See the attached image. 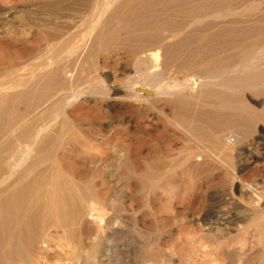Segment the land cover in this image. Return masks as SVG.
<instances>
[{"label":"bare ground","instance_id":"6f19581e","mask_svg":"<svg viewBox=\"0 0 264 264\" xmlns=\"http://www.w3.org/2000/svg\"><path fill=\"white\" fill-rule=\"evenodd\" d=\"M60 1L62 2V0ZM63 1L64 2L63 3L60 2L59 4L61 5L57 7V9H55L56 12L53 14L54 16L52 17V19H49V17H47L49 19V21H47L44 20L45 18L41 17V19L43 18V21H47L45 25L48 24V22H50V20L52 21L53 19L55 22L58 21L54 24L55 26L54 29L56 30V33L58 35L62 34L60 22L68 23V26L69 24L71 26V22H78V24L72 23V26L75 24H76L75 26L78 25L81 27L82 25L85 26L83 27L84 30L82 31L80 30L82 28L76 29L74 26L73 29L74 32H72L71 35H74V33L76 35V32L77 33L82 32V34L79 33L80 36L79 34H77L78 35L77 37H79L80 39L78 41L75 40L76 43H74L72 40L67 41L68 38L66 37H68V35L70 34L69 32H67L65 33L67 35L63 34L66 38L65 40L62 39L64 36L61 35L62 37H60L59 35L61 40L66 41L65 44L64 43L62 44L63 45L62 48L59 47L57 49L55 44L54 46H52V47H56V50L53 49L55 52L54 51L52 52L54 53V55L52 54L53 57L50 63L51 67L49 68V71L41 73L39 75V80L41 81V85L35 87L36 86L35 83V86L33 88L34 90L36 89L34 93L35 96L37 97L36 99L37 106L38 105L40 106L42 103H44L46 99L51 95L54 101L51 102V105L53 103L54 108L52 107L53 110L51 116L49 115L50 111L48 112L47 110L48 112L47 115L50 116V118L46 123L41 124L34 133H29L30 132L29 130H28L29 132H26L27 130L24 131L30 137V139L28 140L29 141L28 146H24L22 144L24 146L23 147L21 146L20 143L14 145L15 143L13 144V142L10 140V136L13 133L17 134L16 131L20 130L25 126V124L28 123V117H30L29 113L31 111V110L29 111L28 109L29 111L28 113L26 109L24 115L26 113L29 114V116L26 115L27 119L25 117H24L25 119H23L21 117V112L23 113V111L25 110L19 112L21 110L20 108H19L20 110L16 108V106H15L16 109H14V106L12 108L10 97L17 99V97L18 96L20 97L21 94L23 98L26 97L28 93L23 90L8 93L3 91V89H0V264H31L33 259L39 256L40 244L44 241V238L45 237L53 238L55 236L53 234L52 235L50 234L49 232L50 229H52V231L54 229L59 230L62 233L61 235H63L62 237L64 239H67L71 243H75L77 242L76 240H74L76 238L75 237L74 239L72 238L75 233V229L81 228L83 225L87 224V222L88 223L90 222L91 224L95 225V229L91 226L90 227L96 230L97 237L100 238L101 241L99 240V242H97L95 238L96 242H93L89 251L86 252L84 264H96L97 255L100 257L99 264H123L126 262H122L123 256H121V254H124L126 252L134 253L136 249L139 247V245H136L137 243L136 244L133 243V245H131V243H129L128 241L122 243L117 242L118 239L117 237H120L122 235V232L120 231L121 230L120 226L116 222L117 221H119L118 223L121 222L123 218L120 217L122 216V212L121 210L118 209L117 205L110 203L109 200L105 198L106 196L103 197L105 193L101 197L100 195L101 191L97 189L98 186L95 185L96 189L93 188L92 186L93 184L90 181V177L88 176V178H86L89 171L87 174H85V176H83L84 175L83 173L81 174L82 177L78 176L77 179L75 178L76 179L75 180L73 179L72 176L70 179L67 178L68 174L66 175V173L63 172L61 166L60 165L55 166V164L57 163L54 164L52 163L51 160H49L51 163L48 164L49 165L51 164V166H49L48 164H44V161L45 160L47 161V159H51L50 157L52 156L50 150H48L46 145H51V146L53 145L52 147L58 148L61 145H64L63 144L65 143L64 141L66 140L68 141L69 138L73 140L74 143L77 142L78 144H80V146H83L82 144H85L83 142L85 140H82L81 137V135H86V131L84 130V128L78 127L76 133L74 134L69 133L70 130H68L67 128L68 127L67 122L69 119H67L66 117L68 116L65 115V111L68 108V106L83 96L85 97L88 96L90 100L96 98H102L105 102V107L107 111L110 113V115L108 114L110 118H112L113 116H117V117L120 116V118L126 117V120L125 119L124 120L126 121L127 124H129L134 128H138V127L142 128L143 131L145 130L146 132L148 129L153 128L156 114H159V116L164 115L169 126H172L176 130H178V132H180L178 134H181V136L180 135L179 136L182 137V138L179 137L182 140V146L181 148L178 146L179 147L178 149L184 153V154L179 153L180 155L183 154V156L175 159L171 155L173 152L172 153L169 152L171 153L170 154L171 156L169 155L171 158L170 157H169L170 159L168 158L169 160L179 159L180 161L177 162L179 166L180 164H182L183 166L184 163L186 164L187 162L190 161L192 163L193 160L195 159L198 160L197 157L199 156L203 157L205 154L208 160H209L208 158L209 156H211V158L212 157L222 158L224 161L229 160V157L231 159L232 156V150L230 149L231 146L230 143L226 141L229 135L227 138L225 136L232 129L236 130L233 142L243 143L244 147L246 148L248 146H251L254 142L257 143L258 139L264 141L263 138L260 137L250 138V136L254 134L253 133L254 131L252 130H255L253 127L256 124L259 125V123H261V125L264 126V102L260 104V107L259 104H257L259 108L258 107L254 108L255 106L254 107L253 105L251 106V104H249V102L245 100L243 95V92L245 90L248 91L251 90L254 92L253 94L257 92L258 95L257 94L256 95L259 97L260 95L262 96L264 95V42H263L264 38L262 39L264 34L262 31L258 30L259 29L258 23H260L264 18V7L260 5L259 0H66V1L63 0ZM233 1L244 2L245 6L238 10H232L230 8V4ZM53 3L54 5L51 4L48 5V7L52 5L54 7L58 2L56 1ZM41 11L42 9L40 10V12L38 11L37 14L41 13ZM33 13L36 14V12ZM27 14L30 15V13ZM48 15H50V13ZM35 20L32 22L34 23ZM36 21L38 22V20ZM40 21L42 22V20H39V22ZM79 22H82L80 23L82 25H80ZM72 26L70 28H72ZM38 28L45 29L44 26L43 27L40 26ZM41 30L42 29H40V31ZM50 30L47 29V31ZM75 30L78 31L75 32ZM255 30L259 31V33L257 32L259 36L256 35L255 37L256 32L252 34ZM54 32L55 31H53V33ZM75 35L74 37L72 36L73 39L74 38L76 39ZM49 38L51 37L49 36L48 39ZM69 39H71V37ZM45 40L47 41V39ZM51 40L53 39L51 38ZM61 40L60 43L62 42ZM54 41H52V43H55ZM110 41H114L115 43H117V45L119 46V50L122 48L124 49L123 50L124 54H126L125 52H127L131 56V60H130L131 62L129 64V67L127 66V64L126 66L128 69L127 71L132 72V74L130 73L131 75L129 74L130 76H128V78H126L127 76L126 77L123 76L124 80H122L121 82L119 81L118 83L115 82L111 84L109 83L104 84L105 81L102 83L101 82L102 80L97 79L98 77H95L96 80H94L91 83H85L83 81V78L80 81L81 76L85 75V74L82 75V73H85L86 70L84 71L83 68L79 65V63L77 65H79L80 68L79 69L76 68L78 67L76 63L82 59H85L86 56L79 60L78 55L83 53L82 51L85 48L87 49V46L91 48V50H87L88 52L92 51L93 49L99 50ZM62 50L65 51L62 52ZM85 50L84 52L88 53ZM206 50L210 51V53L206 54L205 53ZM48 51L50 50L48 49ZM124 57H126V55ZM77 59L79 61H77ZM174 68H176V70L178 69L181 71L183 70L185 73L187 72L186 74L180 72L185 75L183 77V80L181 79L182 81H179L175 77L178 81H176V79L175 81L174 80L172 81L173 79L172 77H174L175 76L174 75L171 77L172 79L169 82L163 83L164 81L163 76L165 71L173 70ZM90 71L91 70H89V72ZM1 77L0 79H2ZM32 77L34 76H31V78ZM18 81L15 83H18ZM12 82L11 84L14 85V82L13 83ZM19 85L17 84V87ZM21 86L24 87V85ZM12 89H14V87ZM23 101L22 104L24 103ZM160 104L168 105L166 107L170 106L171 108L169 109H171L170 110L171 115L168 114L165 115V113L162 110L158 109L157 106ZM33 105L34 103L30 106L33 108L35 106ZM31 116H35V115L32 114ZM92 117H93V113H92ZM93 120L95 121V119ZM54 125L56 126L54 127V129H52ZM117 127L118 125L114 122L108 123L107 125H105V131L107 133L104 135L106 136L103 135L102 137L110 136L112 132L116 131ZM102 128L103 126L101 127V129ZM95 131L94 132L91 131L90 134L92 135V133H94L95 135L96 134ZM134 131L135 133L137 132L136 130ZM24 132H23V136H24ZM96 132L98 134V131ZM231 132L232 131H230V133ZM100 134L102 133H99V135ZM27 135L25 136L27 137ZM13 136L17 137L15 135ZM176 136L173 135V137ZM86 137L89 138L88 135H86ZM86 137L85 139H87ZM176 138L178 140V137ZM95 139H90V140L88 139L89 144L90 143L93 144L94 142L102 140V138L98 140ZM12 144L13 146H16V149L18 145L19 147L21 146L22 148L20 147V149L18 148L19 150L17 149L14 151L13 148L11 147ZM89 144H87V146ZM171 144L169 146H171ZM77 148L79 149L78 145ZM178 149L177 152L179 151ZM99 152L101 154V151ZM114 152L115 151H113V153ZM235 152L237 153L236 150ZM78 153H80V151L77 152L76 155ZM248 153L249 152H247V154ZM116 154L117 153H115V156ZM118 155L117 157H119ZM244 155H245V151H244ZM165 156L167 155L165 154ZM205 156L204 159L201 157L203 159L201 160V162L204 161V165L205 163H207L205 162L206 160ZM217 158L214 159L216 160ZM241 158L240 161L243 160V158L242 159ZM244 158H246V156ZM214 159L212 158L213 161ZM257 159L258 157H255L253 161L250 162L255 163ZM165 160L167 161L166 158ZM197 160L194 162H197ZM170 162L171 161H169V164L166 163L167 166L170 165ZM210 162L212 163V161ZM210 162L208 164H210ZM217 162H219L218 164H220V161L217 160ZM156 163H158V161H156ZM172 163L170 166L171 168L173 167ZM177 163L176 166L178 165ZM52 164L54 165L52 166ZM164 164L163 166H159L158 164L156 165H158V167L161 168L164 167ZM188 165L186 164V166ZM195 165L198 164H193V167ZM198 166H196V169ZM254 166L257 167L258 165L254 164ZM188 168H190V166ZM231 168L234 169L233 167ZM242 168H245V170L247 168L249 169V165L247 166L245 165V167ZM185 169L186 168H184V171L186 172ZM172 170H174V168ZM170 171L171 170H169V172ZM110 174H112V172ZM261 177L264 178L263 176ZM142 182L144 183V180ZM153 188H155V183ZM252 188L249 187V189ZM251 191L252 190L248 191V193L249 192L251 193ZM254 191H255V187L253 188V192ZM255 192L257 193V190ZM258 192L260 191L258 190ZM262 193L263 192H261V194ZM261 196L264 197L263 194ZM249 197H247V199ZM258 197L259 196L257 197L255 196L256 199ZM253 199L251 200L253 201ZM247 204L246 206L248 207ZM143 206H145V204ZM252 206H253L252 208H254L253 204ZM145 208L146 207H144V209ZM258 208L252 209V216L250 215L251 216L250 226L251 228H252V224L255 226L254 230H252L253 233L250 234L253 237H255V239L257 238L258 242L262 244L263 247L261 251L262 253H264V209L258 210ZM248 219L246 218L245 221H247ZM213 224L214 223L211 221L206 222L208 231L213 232V229L218 230L219 228L222 227V226L219 227L217 225L215 226ZM245 224L246 225L248 224L249 226V223L246 222ZM239 225L241 226V224H238V227H240ZM246 225L244 227H247ZM235 226L237 228V225ZM233 229L235 230V227ZM236 231H238V229ZM220 233L222 232L220 231ZM241 234L243 235V233H241L240 231V234L235 235V237L237 236L238 239H240ZM102 235H104V237H100ZM217 235L218 234H215V236H213V238L215 237V240H213V242L215 243L216 246L213 243L212 245L215 246L217 249L224 251L226 256L229 257L230 253L225 250V246L228 244L225 241L227 240L225 239L226 236H223L222 234H221L222 236H217ZM252 236L251 238L254 240ZM188 238L191 239L190 242H195L196 244V241L193 239V236L190 235ZM242 239L243 238L237 240V242L241 241ZM199 241L201 243H204L203 240L202 241L198 240V242ZM254 241L253 243H256ZM207 244L208 243H206L205 246H208ZM237 244L235 245V247L238 246ZM190 246L191 247L189 248L191 249L185 251L186 252L185 261L187 263L191 258L192 249L195 245L193 243V247L191 244ZM202 248L205 247L202 246ZM217 249H214L216 250V253H217ZM236 249L234 250L236 251ZM235 251H233L232 253L235 254ZM241 251L242 250H239L238 252ZM183 252L184 250L182 251V253ZM96 253L98 254L96 255ZM180 253L181 252H179L178 254L182 256V254ZM205 254H203V256ZM192 255L195 256L194 253ZM235 255L237 256V254ZM206 256L207 255H205V257ZM194 258H196V256ZM168 262H169V257L168 255H165L164 250H161L158 247H154V248L152 247V249H150L137 261L135 260V261L127 262V264H156V263L175 264L173 262L171 263V261L170 263ZM59 264H73V263L62 262ZM189 264H191V262Z\"/></svg>","mask_w":264,"mask_h":264},{"label":"rangeland","instance_id":"374dc122","mask_svg":"<svg viewBox=\"0 0 264 264\" xmlns=\"http://www.w3.org/2000/svg\"><path fill=\"white\" fill-rule=\"evenodd\" d=\"M56 1L58 3H56V5L54 6L55 8H54L53 2H56ZM259 1H260V5H262L264 7V0H259ZM60 2H61L60 0H55V1L54 0L53 1L52 0H0V64H1L0 65V75L2 76V77L0 76L2 78V79H0V81L1 80L3 81V82L1 81V83H0L1 84L0 89H3V91L8 92V93H12V92H16V91H22V90L26 91L28 93V95L26 97H23L24 99L22 98L21 94H20V97L19 96L17 97V99L10 97L11 106H12V108L14 106V109L20 108L21 110L19 109L20 110L19 112L25 110V111H23V113L21 112V117L23 119H25V118L27 119L26 115L29 116V114H30L31 118L33 117L32 119L30 117H28V123L25 124V126H24L27 129L23 127L20 130L16 131L17 134L13 133L10 136V140L13 142V144L15 143L14 145L20 143L21 146H23V145L28 146L29 145L28 140L30 139V137L24 131L27 130L26 132L30 131L29 133H34L37 130V128L41 124L46 123L48 121V119L50 118V116L52 115V110L54 108V104L52 103V105H51V102H54V101H53V98L51 97V95L46 99V101L44 103H42L40 106L39 105L37 106V101H36L37 97L35 96V93H34V91L36 89L34 90L33 87L35 86V83H36L35 87L41 85V81L39 80V75L41 73L49 71V68L51 67L50 63H51L52 57L54 55V53H52V52L54 50H56V47H57V49L59 47L62 48V46H63L62 44L66 43V41L61 40L60 37L67 35L65 33L69 32L70 34L66 38L69 39L71 37V39H69V40L67 39V41L72 40L74 43H76L75 40L78 41L80 39L79 37H77L78 36L77 34H79V33L82 34V32L77 33L76 31H78V30H75L76 35H75V33H74V35H75L76 39L75 38L73 39L74 35H71L72 32H74L73 31L74 26L76 24H78V22H71V26H72V23L73 24L76 23L75 25L72 26V28H70L71 27L70 24H69V26H70L69 27L68 23H61L60 22L61 31H62V34H61L62 36L59 34L60 37L56 33V30L54 29L55 28L54 24L58 21L55 22L53 19L52 21H54V22H52L50 20V22H48V24L45 25V23H47V21H49V19H52V17L54 16L53 14L56 12L55 9H57V7H59L61 5V4H59ZM63 2L64 1L62 0L61 3H63ZM51 4H53L52 6H50L51 8L48 7V5H51ZM244 6H245V3L241 2V1H233L230 4V8L232 10H238V9L243 8ZM41 9H42L41 13L37 14V12L38 11L40 12ZM31 12L32 13L36 12V14L35 13L32 14ZM27 13H30V15ZM49 13L51 16L48 15ZM39 16H40V18H39ZM41 17L45 18L44 20H47V21H43V18L41 19ZM47 17H49V19ZM31 18H32V20H31ZM33 18H34V20L35 19L38 20V22L35 20V22L33 23L32 22V21H34ZM30 20H31V22H30ZM39 20H42V22L40 21L41 22L40 23ZM36 22H37V24H36ZM263 22H264V18L262 19V21L260 23H258V28H259L258 30L262 31L264 34ZM80 23H82V22H79V24ZM36 25L37 26L40 25L41 27L44 26L45 29L44 28H38L40 26L37 27ZM80 25H82V24H80ZM259 25H261V26H259ZM78 26H75V28L76 29L82 28V29H80L81 31L84 30L83 27L85 25H82V27L81 26L78 27ZM46 28L48 30H50V29L51 30L47 31ZM64 28H66L67 30ZM40 29H42V30L40 31ZM45 30H46V32H45ZM258 30L257 31L255 30L252 33V34H254L256 32L255 37H256V35L259 36ZM53 31H55L54 32L55 34L53 33ZM43 32H45V33H43ZM80 34H79V36H80ZM47 36L48 37L50 36L53 40H51V38L48 39ZM40 38H42V39H40ZM66 38L64 36L62 39L65 40ZM263 38H264V36L262 37V39ZM45 39H47V41ZM60 40L62 41L61 43H60ZM49 41H50L51 45H50ZM52 41H54L55 43H52ZM54 44L56 45V47H52V46H54ZM89 48L90 47L87 46V49L85 48L86 50L85 49L84 50L85 51L91 50V48L90 49ZM102 48L99 50L97 49L98 51L96 49H93L94 51L93 50L89 51V52L87 51L88 53H85L83 50L82 51L83 53L78 55L79 60L86 56L85 59H82L80 61L77 59V61H79V62L76 63V65L79 63V65L83 68L84 71L86 70L85 73H82V75L83 74H85V75L81 76L80 81L83 78V81L85 83H91L94 80H96L95 77H98L97 79L102 80L101 81L102 83L105 81L104 84H108V83L111 84V83H115V82L118 83L119 81L121 82L122 80H124V77H126V76H127L126 78H128V76H130L132 74V72L127 71L128 70L127 66L129 67V64L131 62L130 61L131 56L127 52H125L126 54H124V51H123L124 49L121 48L119 50V46L114 41L108 42ZM48 49L50 51H48ZM63 51H65V50H62V52ZM205 53L208 54V53H210V51L206 50ZM125 55H126V57H124ZM47 64H48V66H47ZM126 64H127V66H126ZM79 65H77L78 67H76V68L79 69L80 68ZM174 69L165 71V73L167 75L164 73L163 83L169 82L172 78H173L172 81L173 80L175 81L176 78L179 81L183 80V77L185 76L184 74H186L187 72L185 73L183 70L181 71L179 69L176 70V68H174ZM89 70H91V71L89 72ZM125 71L128 73H126ZM171 71L173 74L171 73ZM175 71H177V72H175ZM180 72H182L184 74H182ZM124 73H125V75H124ZM25 76H26V78H25ZM31 76H34V77L31 78ZM172 76H174V77H172ZM177 79H176V81H178ZM12 80L14 82V85L16 84L15 86L13 84H11ZM34 80H35V82H34ZM17 81H18V83H15ZM32 82H34V83H32ZM17 84L18 85L20 84V85L17 87ZM21 85H24V87ZM13 87H14V89H12ZM28 88H29V90H28ZM250 91L251 90H249V91L245 90L243 92L245 100H247V102H249V104H251V106L252 105H253V107L255 106L254 108L258 107L257 104H259V107H260V104L264 102V98H263L264 95L263 96L260 95V97H261L260 98L259 96H257L258 95L257 92L255 94H253L254 92L251 91L252 92L251 93ZM29 94L30 95L32 94L31 97ZM33 95H34V97H33ZM253 95H256V96H253ZM87 97L83 96L80 99H78L77 101L73 102L71 105L68 106V108L65 111V115H67L69 117L68 118L65 116L67 119H69L67 122V126H68L67 128H68V130H70V132L69 131L68 132L74 134L77 132L78 127H80V128L83 127L84 130L86 131V135H88L89 138H87L86 135H81V137H82V140H85L87 143L85 141H83L85 144H82L83 146H80V144H78L77 142L74 143V141L69 138L68 141L67 140L64 141L65 142V143H63L64 145H61L58 148L52 147L53 145L52 146L46 145L48 150H50V153L52 156L50 157L51 159H47V161L45 160L44 164L51 163L49 160H51L52 163H54V164L57 163V164H55V166L60 165L63 172L66 173V175L68 174L67 178H69V179L71 178V176L73 177V179H75V178L77 179V177L81 176V174H83V173H84L83 176H85V174H87L89 171L86 178H88V176L90 177V181L93 184L92 185L93 188L96 189V186H98L97 189H99L102 192V194L100 192L101 197L105 193L103 197L106 196L105 198L107 200H109L110 203L118 206V209L121 210V212H122V216H120V217H123V218H122L120 223H118L119 221H117L116 223L120 226V229H121L120 231L122 232L121 236L125 237V238H122L121 236L117 237L118 238L117 242L122 243V242L128 241L129 243H131V245H133V243L134 244L137 243L136 245H139V247L136 249V251L134 253L126 252L124 254H121V256H123L122 262H126L123 264H127V262H131V261H135V260L137 261L145 253H147L150 249H152V247L153 248L158 247L161 250H164L165 255H168V257H169L168 263H170V261H171V263L173 262L175 264H179V262H180V264L181 263L182 264H189L190 262H191V264H264V259H263L264 253H262V251H261L263 246L261 243L258 242L257 238L255 239V237H253L250 234V233H253L252 230H254V228H255V226L253 224H252V228L250 226L251 225L250 219L252 216V209H257L258 207H259L258 210L264 209V206H263L264 205V203H263L264 197L261 196L262 194L264 196V188H263L264 187L263 186L264 185L263 184L264 178L261 177V176L264 177V169H263L264 168V165H263L264 164V151H263V149H264V143L263 142L264 141L258 139L257 143L254 142L251 146H248L247 148L244 147L243 143L229 142L228 135L229 136H235V133H236V130L232 129V130H230L232 132L230 133V131H229L228 132L229 134L227 133L225 136L226 138L228 137L226 141H228L230 143V146H231L230 147V149L232 150L231 159L229 157V160L224 161L222 158L212 157L213 159L217 158L216 160L214 159V161H213L211 156H209L208 157L209 160H208L205 156L206 154L204 155V153H203V155L206 158L205 162H207V163H205V165H204V161L201 162V160L204 159V156L203 157L199 156V157H197L198 160L195 159L192 161V163L198 164V165L200 163V165H199L200 167L198 165H195L194 166L195 168H194L191 161L186 163L187 165L189 164L188 166H186L185 163L183 166H182V164H180V166H179V164L177 162L180 160L179 159L175 160V159L178 157H182L184 154L182 151H180L178 149L179 147L181 148V146H182V140L180 139L182 137H180L181 134H178V133H180V132H178V130H176L172 126H169L164 115L159 116V114H156V118L154 119L155 123L153 125L154 129L153 128L148 129L146 132L145 130L143 131L142 128H139V127L134 128V127L130 126L129 124H127L125 121L126 117L120 118V116L119 117L113 116L112 117L113 119L110 118L109 117L110 113L107 111V109L105 107V102L102 98H96V99L90 100L89 97H88V99H87ZM28 98H29V100H28ZM33 98H34V100H33ZM26 100H27V102H26ZM22 101L24 102L23 103L24 105L22 104ZM28 101L30 102V104ZM32 101H33L34 105L37 107H35L33 105L34 107L32 108L30 106L33 104ZM15 106H16V108H15ZM18 106H20V107H18ZM28 106H30V107H28ZM166 106H168V105L160 104L157 107H158V109L162 110L165 113V115L166 114L171 115V111H170L171 109H169L171 107L170 106L166 107ZM24 107H25V109H24ZM34 108H37V109H34ZM26 109H27L28 113L30 110L31 111L29 114L25 113V115H24V112H26ZM28 109H29V111H28ZM39 109H40V111H39ZM47 110H48V112L49 111L51 112V114L49 112L50 116L47 115L48 114ZM34 112H35V114H34ZM80 113L82 115L83 114L84 115L82 116ZM92 113H93V117H92ZM32 114L35 116H31ZM36 115H37V117H36ZM87 115H88V117H87ZM92 118L95 119V121ZM70 120H73V121H70ZM93 121H94V123H93ZM106 121L108 123L114 122L118 125V127H117L116 131H114L110 134V136L102 137L104 134L107 133L105 131V125L108 124ZM98 122H99V124H98ZM126 124L129 126H127ZM56 125H54L52 127V129H54V127ZM102 126H103V128H102L103 130L101 129ZM69 127H70V129H69ZM67 128H66V130H67ZM74 128H76V129H74ZM253 128L255 129V130H252V131H254L253 132L254 134H252V136H250V138L251 137L252 138L260 137V138H263V140H264V136H263L264 135V126L261 125V123H259V125L256 124ZM95 130L98 131V134ZM134 130H136L137 132L135 133ZM138 130H139V132H138ZM140 130L143 133H141ZM91 131L92 132L95 131L96 136L94 135V133H92V135H91L90 134ZM131 131H132V133H131ZM23 132H24V136H23ZM88 132H89V134H88ZM99 133H102V134L99 135ZM176 133H177V136H176ZM233 133H234V135H233ZM73 134H71V135H73ZM256 134H258V135H256ZM13 135L17 136L18 138L14 137ZM25 135H27L28 138ZM98 135H99V137H98ZM173 135L178 137V140L176 137H173ZM104 136H106V135H104ZM85 137L87 139H85ZM100 138H102V140L94 142L93 144L92 143L89 144L90 139L98 140ZM168 142L170 144L172 143L171 146H169L170 144ZM68 143H70V144H68ZM13 144L11 147L13 148L14 151L17 150L18 148L20 149L21 146L19 147V145H18V147L16 149V146H13ZM87 144H89L88 146L91 149L88 148ZM91 144H92V146H91ZM77 145H78L80 150L77 148ZM112 145H113V147H112ZM85 146H87V147H85ZM76 148H77V150H76ZM168 148L170 149V151ZM111 149H112V151H111ZM177 149L180 152L179 151L177 152ZM235 150L237 151V153L239 155L235 152ZM79 151H80V153H78L76 155V153ZM99 151H101V154ZM113 151H115V152L113 153ZM244 151H245V155H244ZM81 152H82V154H81ZM163 152H164V154H163ZM169 152H171V153L173 152V153L171 154ZM247 152H249V153L247 154ZM115 153H117L116 156H115ZM179 153H183V154L180 155ZM159 154H161V155H159ZM165 154L167 156H165ZM170 154L175 159L169 160L171 158ZM117 155L119 157H117ZM245 156H246V158H244ZM53 157H54V159H53ZM151 157H152V159H151ZM164 157L167 159V161L165 160ZM241 157L243 158V160H242L243 162L240 161ZM248 157L252 158V159H249ZM255 157H258V159L255 161V163L250 162V161H253V159ZM199 158H201V159H199ZM237 158H238V160H237ZM220 159H222V160H220ZM140 160H142V161H140ZM155 160L158 161V163H156ZM161 160H163L165 164L166 163L169 164V161H171L170 165H168V166H167V164L165 165L163 163V161H161ZM196 160L199 163L194 162ZM217 160L220 161V164H218L219 162H217ZM210 161H212V163ZM120 162H121V164H120ZM159 162L161 163V165ZM209 162H210V164H208ZM247 162H248V164H247ZM106 163H107V165H106ZM171 163L173 166L172 168L170 167ZM176 163L178 164L177 166H176ZM237 163H239V164H237ZM54 164H52V166ZM112 164H114V165H112ZM144 164H145V166H144ZM154 164L155 165L158 164L159 166H163V164H164V167H161L163 171L161 170L160 167H158V165L155 166ZM173 164H175V165H173ZM206 164H208V165H206ZM254 164L258 165V166L255 167ZM135 165H136V167H135ZM245 165L246 166L249 165V169L247 168L245 170V168H242V167H245ZM49 166H51V164ZM189 166H190V168H188ZM196 166H198L197 169H196ZM216 166H218V167H216ZM152 167H154V168H152ZM175 167H177V168H175ZM181 167H183V168H181ZM231 167H233L234 169H232ZM109 168H111V169H109ZM173 168H174V170H172ZM184 168H186L185 169L186 172L184 171ZM220 168H222V169H220ZM225 168H226V170H225ZM253 168H256V169H253ZM169 170H171V171L169 172ZM67 171H69V172H67ZM140 171H142L143 174ZM149 171H150V173H149ZM111 172H112V174H110ZM209 173H211L212 175ZM71 174H73V175H71ZM108 175H110V176H108ZM154 175H155V178H154ZM157 175H158V177H157ZM159 177H161V178H159ZM238 178H239V180H238ZM155 179H157V180H155ZM143 180H144V183H146V184H144L142 182ZM108 181H109V183H108ZM117 182H119V183H117ZM154 183H155V188H153ZM254 183H256V184H254ZM259 183H260V185H259ZM252 184H253V186H252ZM243 185H244V187H243ZM256 185L258 186V188ZM249 187L250 188L255 187V191L257 190V193L255 191H254L255 192L254 193L253 188L249 189ZM243 188H246V189H243ZM250 190H252L251 193L250 192L248 193V191H250ZM258 190L260 192H258ZM261 192H263V193L261 194ZM249 194L250 195L253 194V195L250 196ZM255 196L256 197L259 196L258 197L259 199L258 198L256 199ZM247 197H249V198L247 199ZM253 198H255V199H253ZM251 199H253L254 202ZM144 204H145V206H143ZM246 204L248 205V207L246 206ZM252 204L254 205V208H252L253 207ZM256 206H258V207H256ZM144 207H146V208L144 209ZM261 207H263V208H261ZM246 218L247 219L249 218V219L247 221H245ZM208 221L213 222L214 223L213 225H215V226L217 225L219 227H221V226L222 227L219 228L218 230L213 229V232L208 231L207 226H206V222H208ZM215 221H217V222H215ZM222 222H223V224H222ZM246 222L249 223V226H248V224L247 225L245 224ZM242 223L245 224L247 227H244L245 225H243ZM157 224H159V225H157ZM238 224H241L242 227L240 225L239 226L241 228L238 227ZM235 225H237V228ZM90 226L95 229V225L91 224L90 222L89 223L87 222V224L83 225L81 228H78L79 230L77 228L75 229V233L72 237L73 239H74V237L76 238V239H74L77 241L75 243H71L67 239H64L62 237L63 235H61L62 233L59 230L54 229L52 231V229H50V231H49L50 234L51 235L53 234L55 236L53 238H51V237H49V238L45 237L44 238V241L40 244L39 256L34 258L35 260L33 259L31 264H38V263H40V264H59L62 262H72L73 264H75V263L76 264H84L86 252L89 251L92 243L96 242L95 238H96L97 242H99V240H100V238L97 237L96 230H94ZM234 227H235V230L233 229ZM237 229H238V231L241 229L240 231L244 235L243 236L241 234V238H243L242 240H244L246 238L244 240L245 242L242 240L237 242V240L241 239V238L238 239V237L236 236L237 237V240H236L235 235L240 234V231L239 232L236 231ZM248 229H250V230H248ZM220 231L222 233H220ZM215 234H218L217 236H222V235L226 236L225 239H227V240H225V241L228 244L225 246V250L230 253L229 257L231 256L232 258L231 257L229 258L228 256H226L224 251L217 249L215 247L216 245L213 242V240H215V237L213 238V236H215ZM190 235L193 236V239L196 241V244H195V242H190L191 239L188 238ZM251 236L254 238V240H257V241H254L251 238ZM100 237H104V235H102ZM198 238H200V239H198ZM198 240H201V241L203 240L204 243L207 241L206 243H208L207 244L208 246H205L206 243L204 244V243H201L200 241L198 242ZM253 241L256 243H253ZM235 242H236V244L238 243L237 244L238 246H236V247H235V245H236ZM239 242H241V243H239ZM193 243L195 245L194 247H193ZM209 243H210V245H212V243H213L215 246L212 245L213 246L212 247L209 245ZM75 244H77L78 247ZM190 244L192 245L195 252L192 249L191 258L189 260L190 262L188 261V263H187L185 261V253H186L185 251H188V249L189 250L191 249V248H189V247H191ZM196 246H197V248H196ZM202 246L205 248H202ZM206 247H209V248H206ZM214 249H217V253H216V250H214ZM234 249H236V251ZM183 250H184V252L182 253ZM206 250H207V252H206ZM239 250H242V251L238 252ZM176 251H177V253H176ZM212 251H215V252H212ZM233 251H235V254H237V256L234 253H232ZM143 252H144V254H143ZM179 252H181L180 254H182V256L178 254ZM242 252H243V254H242ZM193 253L196 256V258H194L195 256L192 255ZM238 253L239 254L241 253L240 256ZM97 254L98 253H96V255ZM203 254H205L207 256L205 257V255L203 256ZM259 254H261V255H259ZM174 256H175V258H174ZM241 256H242V258H241ZM261 256H262V258H261ZM96 261H97L96 264H99L100 257L98 255H97ZM156 264H158V263H156Z\"/></svg>","mask_w":264,"mask_h":264},{"label":"built area","instance_id":"2783aa9c","mask_svg":"<svg viewBox=\"0 0 264 264\" xmlns=\"http://www.w3.org/2000/svg\"><path fill=\"white\" fill-rule=\"evenodd\" d=\"M228 140H229V142H233L234 136H229Z\"/></svg>","mask_w":264,"mask_h":264}]
</instances>
